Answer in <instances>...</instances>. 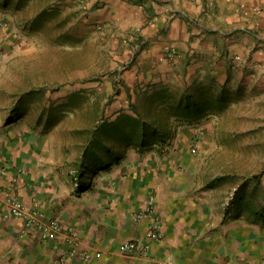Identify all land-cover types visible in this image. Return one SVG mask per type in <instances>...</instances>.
Wrapping results in <instances>:
<instances>
[{
	"label": "crops",
	"instance_id": "crops-1",
	"mask_svg": "<svg viewBox=\"0 0 264 264\" xmlns=\"http://www.w3.org/2000/svg\"><path fill=\"white\" fill-rule=\"evenodd\" d=\"M80 9L87 37L114 40L120 58L111 82L93 84L99 118L64 131L67 113L54 131H34L29 114L15 117V56L31 52L27 42L16 52L29 38L15 13L27 25L72 24ZM143 113L188 131H264V0H0V264H264V174L208 173L173 131H142ZM8 193L78 243L44 238L11 212ZM151 194L164 238L149 258L123 253L150 227L138 214Z\"/></svg>",
	"mask_w": 264,
	"mask_h": 264
},
{
	"label": "rangeland",
	"instance_id": "rangeland-1",
	"mask_svg": "<svg viewBox=\"0 0 264 264\" xmlns=\"http://www.w3.org/2000/svg\"><path fill=\"white\" fill-rule=\"evenodd\" d=\"M12 6H16L15 2ZM19 9L14 8L15 11ZM78 14V21L72 24H69V19L59 24L58 17L50 16L45 24L34 21L27 25L19 22L22 21L21 15L15 13L18 22L13 26L17 34L23 33V36L29 38L26 41L19 37L15 40L16 52L17 45L24 47L26 42L29 43L31 51L30 54L15 56L14 79L18 99L15 117L20 116L23 111L24 115L29 114L34 131H39V127L45 125L54 131L57 116L62 117L67 113L69 114L65 116L62 127L64 131L80 125L92 127L99 118V105L94 104L91 98L97 94L93 84L99 80L104 83L105 80L108 81L112 75L110 72L112 65L118 63L120 58L113 52L116 48L114 40L94 41L87 37L89 31L84 24L86 19H83L85 12L80 9ZM26 27L32 28L31 33ZM61 28L62 34L74 29L82 36L77 40H67L71 37L69 33L68 37L64 34L62 39H58V30ZM118 48L121 49L123 46ZM105 49L111 51L110 55H107L108 50ZM67 97L72 98L68 100ZM110 104L106 102L105 106L109 107ZM111 105L115 108L113 104ZM116 110L118 108L112 112ZM142 116V131H173V135H177L175 140L179 138L175 143L189 147L195 159L207 162L208 173L230 175L236 171L240 176L264 174V131H241L238 136H232L231 131L195 132L185 130L183 126L174 124L175 122L158 120L154 114L143 113ZM124 122L128 123L126 120ZM115 125L107 124L104 128L99 126L98 131L106 129L113 131ZM27 127L31 128L30 124L27 123ZM15 130L21 131L18 127ZM216 132L221 134L216 135ZM215 144H218V147H215Z\"/></svg>",
	"mask_w": 264,
	"mask_h": 264
},
{
	"label": "built area",
	"instance_id": "built-area-1",
	"mask_svg": "<svg viewBox=\"0 0 264 264\" xmlns=\"http://www.w3.org/2000/svg\"><path fill=\"white\" fill-rule=\"evenodd\" d=\"M6 203L14 215L24 218L28 226L37 227L44 238L47 239L62 233L68 244L76 245L78 243L75 231L64 227L59 219L44 218L37 210H32L23 200L11 193H8ZM145 217L151 218L150 227L145 235L125 241L120 247L121 252L135 254L141 258H149L151 241L164 238L163 225L156 210V197L154 194H151L145 200V209L138 214V218ZM72 254H76L75 250H72ZM99 254L101 253L99 252ZM83 257H91V254L84 253ZM159 264L165 263L160 261Z\"/></svg>",
	"mask_w": 264,
	"mask_h": 264
},
{
	"label": "trees",
	"instance_id": "trees-1",
	"mask_svg": "<svg viewBox=\"0 0 264 264\" xmlns=\"http://www.w3.org/2000/svg\"><path fill=\"white\" fill-rule=\"evenodd\" d=\"M148 129V128H147Z\"/></svg>",
	"mask_w": 264,
	"mask_h": 264
}]
</instances>
